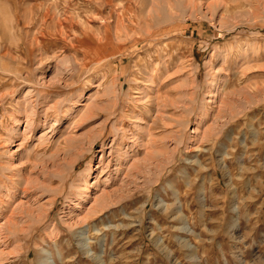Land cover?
<instances>
[{
    "label": "rangeland",
    "instance_id": "1",
    "mask_svg": "<svg viewBox=\"0 0 264 264\" xmlns=\"http://www.w3.org/2000/svg\"><path fill=\"white\" fill-rule=\"evenodd\" d=\"M48 263L264 264V0H0V264Z\"/></svg>",
    "mask_w": 264,
    "mask_h": 264
},
{
    "label": "bare ground",
    "instance_id": "2",
    "mask_svg": "<svg viewBox=\"0 0 264 264\" xmlns=\"http://www.w3.org/2000/svg\"><path fill=\"white\" fill-rule=\"evenodd\" d=\"M72 71H73V70H72ZM27 112H28V111H27ZM29 115H30V114H29ZM29 115H28V116H29ZM25 118H26V117H25ZM28 118H30V117H28ZM30 120H31V119H30ZM30 120H29V121H30ZM27 121H28V120H27ZM30 123H31V122H30ZM28 125H29V124H28V122H27V126H28ZM45 256H46V254H45ZM46 261H47V260H46ZM48 264H49V263H48Z\"/></svg>",
    "mask_w": 264,
    "mask_h": 264
}]
</instances>
